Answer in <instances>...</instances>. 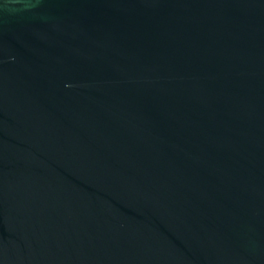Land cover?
Returning a JSON list of instances; mask_svg holds the SVG:
<instances>
[{
    "label": "water",
    "instance_id": "water-1",
    "mask_svg": "<svg viewBox=\"0 0 264 264\" xmlns=\"http://www.w3.org/2000/svg\"><path fill=\"white\" fill-rule=\"evenodd\" d=\"M0 264H264V0H0Z\"/></svg>",
    "mask_w": 264,
    "mask_h": 264
}]
</instances>
